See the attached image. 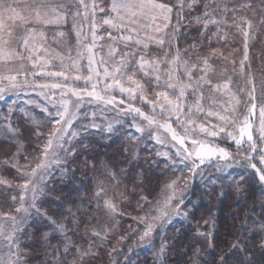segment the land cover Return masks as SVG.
<instances>
[{"label":"snow or ice","instance_id":"snow-or-ice-1","mask_svg":"<svg viewBox=\"0 0 264 264\" xmlns=\"http://www.w3.org/2000/svg\"><path fill=\"white\" fill-rule=\"evenodd\" d=\"M201 2H203L204 11L199 16L191 18L189 22L201 24L204 29L202 35L205 37L206 42H201L199 45H189L183 50V55L195 58V62H191L190 60L182 59V53L179 49L182 35L181 29L187 27L182 21L185 18V10L187 9L189 16H191L192 10L197 9ZM259 3L264 5V0H259ZM20 4H23V7L18 11ZM76 5H79L84 10L85 18L92 17L90 39L82 32L81 25L76 23L77 18L81 16L79 8L75 12L71 11ZM250 7V4L240 3L238 7L231 9L224 7L222 11L226 16L229 12L236 13ZM174 10L176 24L171 25ZM216 11L217 9L213 7L210 0H176L175 4L161 3L159 0H111L107 11L104 7L96 5L95 2L89 8L85 0H72V3H61L57 2V0H0V60H19L21 62L27 60L33 68L38 66L43 68L49 65L61 67L63 70L59 72L41 71L38 75L55 77L64 81L63 83L36 85L29 84L27 79H25L21 83L17 77L22 74L20 69L24 68L23 63L20 64L16 74H5V72L11 73L12 71V69L8 68L7 63L0 69V98H3L8 92L21 87H38L41 89L40 95L44 96L48 105L51 106V110H49L47 105L41 109L46 114V124L44 126L50 125L51 130L47 134L43 145L38 146L40 155L35 158L38 161L35 163V167H32L30 172H20V168L30 167L31 162L29 165H11V167L17 168L20 179L24 181L17 186L19 188L18 197H12L14 203L17 201L20 203V207L16 208L15 212L24 213L25 215L19 221L14 215H0V244H7L8 247L7 253L0 255V264H26L23 259L26 253L21 250L18 239L23 232L21 225L28 215V208L24 205L30 201V207L39 214L40 210L36 208V204L39 198L45 195L48 179L51 178L53 169L60 170L62 175L65 172L73 171L67 165L71 162V159L78 155L77 145L80 141L76 140V137L80 133L73 131L69 135V129L73 126V121L78 119L77 113L85 96L89 98V103L95 100L105 106L124 104V100L118 101L115 96L110 94L111 91H118L121 95L130 97L133 101L139 100L151 106L152 114H145L140 108L135 107L131 103L127 107L120 109V111L125 116L132 115L133 124L131 127L135 128L137 133H143L146 128L155 127L164 129L171 134V142L173 147L176 148L175 159L162 170L161 176H164L168 171H173V174L176 171L182 173L181 166H183V168H188L194 178L196 175L202 174L197 171L201 165L214 162V158L224 162L218 165V169L221 172H225L226 169L231 168L233 163L237 162V157L226 148L220 147L219 144L213 142L223 136L226 141H231L236 146L237 153L243 151L246 155L239 157L241 171L236 175L228 173L226 176L220 177V179L227 180L228 187H235L240 194H244L250 188L258 185L261 195L264 196V104L259 105V135L255 139L253 137V124L249 119L258 107L256 103L257 88L260 90V98L264 99V75L257 81L251 73H245V68L250 67L248 41L252 38V29L254 27L251 20L240 18L239 24L233 25L240 29L244 38V56L240 61V68L241 74L246 76L245 85L249 97L248 103L251 105L248 116L243 121H240L239 117L233 118L235 113L231 108L222 110L226 114L209 111L206 115L208 117L216 116L220 123L209 127H205L203 124L199 125V133L203 134L205 138H193L191 139V148L185 146L189 137L197 135L195 132L197 126L191 119V115L194 114L193 108L197 112L203 111L199 101L195 105L187 106V111H185L184 100L189 94V90H191L192 95L199 94V99H205V89L208 92H220L227 90L231 82V77L227 75V66L224 67L223 71L219 72L213 66L214 60L219 58L227 59L217 49L211 48L212 36H216L217 41L224 37L220 36L219 31L211 33V35L207 31L209 25L219 26L224 23L223 19L213 18ZM261 11L264 12V9H261ZM98 12L104 14L101 17L102 25L108 26L105 29V33L107 39L112 41L107 46L106 56L98 55V51H103L104 47L103 45L98 47V42L105 39V36L98 34L95 20ZM233 19H235V16H233ZM69 20L71 21L72 29L76 31V58L72 59L71 54H69L68 60L70 63H65L64 56L48 48L44 32L38 31V29L46 25L59 26L68 23ZM9 21L12 24H9ZM260 23L264 24V15L261 16ZM244 25L246 27H242ZM170 26L171 34H168L166 30ZM13 27H23L24 36L13 41ZM108 29H115L117 35L113 36ZM149 29H151V34L141 37L140 34L142 32L147 34ZM56 35L63 37L65 33L60 32ZM145 40L154 42L160 48H163L167 43L168 51L164 52V59H146L144 53L148 49V44L144 42ZM13 43L15 47L12 46ZM119 44H124L128 50H118L117 45ZM202 49L210 50L202 51ZM41 50L43 55H38ZM173 50H175V54H173ZM69 53H71V49H69ZM168 57L171 58L168 59ZM85 58L86 65H81L79 61ZM53 59L59 60V65L53 64ZM161 64H166V72L161 70ZM235 65L236 62L233 60V73L236 71ZM72 71L81 74L73 76L70 74ZM84 71H86V75L83 74ZM138 72L143 73V76L147 78L144 83L134 78ZM32 75L35 76L37 73L33 72ZM162 76L164 77L163 79ZM182 77H186L187 83L183 82ZM214 77L223 79L225 83L213 84L212 80ZM101 80L104 81L103 87H100ZM76 81L91 84V90L71 87L70 82ZM125 84L131 86L126 87ZM157 88L165 90L156 91L155 89ZM43 89H48L49 91L44 92ZM169 91L173 93L175 98H170ZM147 92H151L155 99H148ZM72 97L76 99L73 101ZM11 111L12 108L10 107L9 112ZM25 115L28 119H32L28 113H25ZM95 115V113L92 114L93 119ZM137 117H142L147 122L146 125L141 126L134 123ZM84 118H87V114H85ZM170 121H174L181 127L184 135H180L172 127ZM89 128H99V126L95 123L83 125L84 132H88ZM9 130L16 132L15 129H11V125H9ZM101 131L112 133L113 126L109 124L106 129H101ZM42 136L43 134L39 131L35 133V137L38 140ZM132 139H136V137L132 136ZM156 139L159 142V137H156ZM19 147L17 145L18 150L13 153L12 160H16L19 155ZM257 153H259L260 167H257L256 163H252L256 159L255 154ZM158 155L169 157L167 152L158 153ZM169 159L172 158L169 157ZM189 162H191V166H189ZM3 163L7 164L8 161ZM85 163L87 164V161ZM91 167L93 171H97L95 163ZM247 169H251V173ZM101 175L108 180L116 181L111 186L113 189L119 187L121 181L117 177L120 174L105 168ZM141 175L143 174L141 173ZM181 179L182 175L171 179L153 200H149L147 196H140L139 193H135V188L133 189V193L139 197L137 210L144 213L142 216L135 218L138 223L144 225L143 233L139 236L138 241H145L160 228L170 225L174 218L188 215L186 211H182L188 185L185 181L184 187L178 188ZM8 184L7 180L0 178V185ZM9 188H11L10 185ZM108 191L109 188L105 181L98 179L94 192V199L97 205L95 211L98 214L103 213L111 221L118 213L117 206L112 202V199L106 198ZM82 203L91 204L92 198H85ZM261 208L264 209V203L261 204ZM45 215L47 214L45 213ZM73 215L69 210V216L72 217ZM92 218L96 219L97 217L93 216ZM262 218H264V213H262ZM48 219L53 225L54 232H61L66 236L68 230L63 222L57 223L51 217ZM73 223L76 228H79L80 224L78 221L73 220ZM245 226L242 225V227ZM213 228H215V223H213ZM260 230L264 231V225H261ZM47 235L46 233L45 237ZM92 235L101 239V242L103 241L99 231L93 232ZM197 236L204 237L199 243L207 244L209 249L214 251L217 247L212 243L215 237L211 232H198ZM126 238L128 237H122L121 239ZM61 243L64 245L62 250L60 245L53 246L52 255L56 257L57 253H59L61 257L57 259L56 264H85L84 258L94 255L91 252V246L88 249H80L74 244H69L67 239L61 241ZM259 246L264 250V241ZM191 248L194 249L193 256L199 257L200 250L196 248L195 242L191 245ZM73 250H75V255L72 261L66 262L63 257L72 255ZM165 250L166 245L162 243L157 254L161 257L160 264H165L162 259ZM112 251L116 252L118 250L113 248ZM246 252H248V242H242L241 238L237 236L236 240L228 245V250L224 251L222 249L218 257L212 260L211 264H231V261L237 255ZM113 264H121V261L117 259ZM123 264H130L127 257ZM192 264H204V261L194 259ZM239 264H252V262L245 256L239 261Z\"/></svg>","mask_w":264,"mask_h":264},{"label":"rangeland","instance_id":"rangeland-1","mask_svg":"<svg viewBox=\"0 0 264 264\" xmlns=\"http://www.w3.org/2000/svg\"><path fill=\"white\" fill-rule=\"evenodd\" d=\"M57 2L72 3V0H57ZM93 2H95L96 5L104 7L107 11L111 0H85V3L88 4L89 8H91ZM159 2L175 4L176 0H159ZM210 2L213 4V7L217 9L213 18L224 20V23L219 26L209 25L207 30L209 35L219 31L220 36L224 37L217 41V37L212 36L211 48L217 49L219 53L223 54V57H227V59L219 58L214 60L213 66L218 72L223 71L224 67L227 66V75L231 77V82L229 83L227 90L220 92H208L205 89V99H199V94L192 95L191 90H189V94L184 100L186 105L185 111H187V106L195 105L197 101H199V104L203 107V111L200 112H197L195 108H193L194 114L191 115V119L197 126L195 129L197 135L189 137V140L185 145L189 148H191V139L205 138L203 134L199 133V125L203 124L205 127H209L220 123L216 116L208 117L206 115L209 111L226 114L222 110L231 108L235 113L233 118L239 117L240 121H243V119L248 116L251 105L248 103L249 97L245 85L246 76L241 74L240 68V61L244 56V38L240 29L233 26L234 24H239L240 18L251 20L254 25L252 29V38L248 41L250 67L245 68V73H251L255 76L257 81H259L260 77L264 75V24L260 23L261 16L264 15V12L261 11V9H264V5H261L259 0H210ZM240 3L250 4L251 7L242 9L236 13L229 12L225 16L222 11L224 7L231 9L233 7H238ZM22 7L23 4H20L18 11ZM78 8L81 12V16L77 18L76 23L81 25L82 32L90 39L92 17L85 18L84 10L80 8L79 5L73 7L71 11L75 12ZM203 11V2H201L197 9L192 10L191 16H189L187 9L184 12L185 18L182 23L187 25V27L181 29L182 35L180 37L181 42L179 43V49L181 50L183 60L195 62L194 57L183 55V50L189 45H199L201 42H206L205 37L202 35L204 29L201 27V24L189 22L191 18L199 16ZM103 15V13L98 12L95 16L98 34L105 36L104 40L98 42V47L99 45L104 46L103 51H98L99 56H106L108 50L107 46L112 43L111 40L107 39L105 33V29H107L108 26L102 25L101 17ZM233 16H235V19H233ZM8 23L12 24L11 21ZM175 24L176 14L174 10L171 25ZM242 27H246V25ZM108 30L112 32L113 36L117 35L115 29ZM38 31L44 32L47 38L48 48L53 52L64 56L65 63H70L68 60L69 54H71L72 59L76 58V31L75 29H72L70 20L68 23L59 26L46 25L38 29ZM166 31L168 34H171V26ZM60 32L65 33V35L63 37L57 36L56 34ZM24 34L23 27H13V41L22 38ZM150 34L151 29H149L147 34L142 32L140 35L141 37H144L145 35ZM144 42L148 44V49L144 53L146 59H164V52L168 51L167 43L163 48H160L152 41L145 40ZM12 46L15 47V44L13 43ZM117 48L118 50H128L125 48L124 44L117 45ZM69 49H71V53H69ZM209 50L210 49H202V51ZM173 54H175V50H173ZM38 55H43V51L41 50ZM170 58L171 57H168V59ZM233 60L236 62L235 73L232 72ZM5 63H7L8 68L12 69L11 73L5 72V74H16V71L20 68V64H24V68L20 69L22 74L17 77L21 83H23L25 79H27L29 84L36 85L64 82L62 79L55 77L38 75L41 71L59 72L63 70L61 67H53L49 65L43 68L39 66L33 68L31 63L27 60L23 62L19 60H0V69H2ZM52 63L59 65L60 62L57 59H53ZM79 63L81 65H86V58L80 60ZM160 68L163 72L167 71L166 64H161ZM33 72L37 73V75H32ZM70 74L75 76L80 75L81 73L72 71ZM83 74L86 75V71H84ZM134 78L140 80L141 83H144L147 79L143 76V73L140 72H138ZM163 78L164 77L162 76V79ZM181 79L184 83H187L186 77H182ZM212 82L213 84L225 83L223 79L216 77L213 78ZM103 84L104 81L101 80L100 87H103ZM70 86L77 89L87 88L88 90H91V84H86L83 81L70 82ZM125 86L129 87L131 85L125 84ZM155 90L162 91L165 89L157 88ZM43 91L48 92L49 90L43 89ZM40 92L41 89L38 87H21L8 92L3 98H0V178L9 182L8 185H0V215H14L18 221L21 220L25 214L15 212V209L20 207V203L18 201L14 203L12 197H18L19 188L17 186L24 181L20 179L17 168L11 167V165H29L31 162L30 167L20 168V172H30L31 168L35 167V163L38 162L35 160V158L40 155L38 146L43 145L47 134L51 130L50 125L47 127L44 126L46 124V114L41 110L45 105L51 110V106L48 105L44 96L40 95ZM110 94L115 96L118 101L124 100V104L105 106L101 102L95 100L89 103V98L86 96L83 98L80 110L77 113L78 119L73 121V126L69 129V135L73 131L80 133V135L76 137V140L80 141L77 145L78 155L71 159V162L67 165L73 171L65 172L62 175L60 170L53 169L51 178H46L48 179V184L45 189V195L41 196L36 204V208L40 210L39 214L30 207V201L26 202L24 205L28 208V215L24 220V223L21 225L23 232L18 239L21 250L26 253L25 257H23L26 264H29L30 254L37 251L36 247L32 248L29 245L30 242H33L32 239L34 237L42 241L40 246L41 248L44 247L42 250L45 253H48V257H50L53 252V250L47 249L49 246L60 245V249L62 250L64 245L61 241L67 239L69 244H74L80 249H88L89 246H91V252L94 255L91 257H85V264H113L116 256L122 250L126 251V257L130 264H160L161 257L157 254L160 250L161 244L163 243L166 245V250L162 257L163 259L164 256L171 252L175 245L173 243L175 237L177 236L178 238L180 236L179 234L188 227V218L198 209L201 201H206L207 197L205 199L200 197L187 199L186 195L182 211H186L188 215L186 217L182 215L178 218H174L170 225H165L163 228L154 232L151 237L141 242L138 241V238L143 233L144 225L138 223L135 218L142 216L144 213L137 210V200L139 197L133 193L134 188L135 193H139L140 196H147L149 200H153V198L160 193V190L166 183H169L171 179H175L177 176L182 175L178 188H183L186 181L188 185L187 194L190 187L193 185L192 182L195 181L197 183V188L204 190L207 193H212L213 190H216L219 197L227 190L235 191V196L241 195L237 192L235 187H228L227 180L220 179V177L226 176L228 173L236 175L242 170L239 157L246 155V153L243 151L237 153L236 146L231 141H226L223 136L213 141L214 143L219 144L220 147L226 148L237 157V162L233 163L231 168L226 169L225 172H221L218 169V165L223 164L224 162L215 160L214 158V162L201 165L197 171L202 174L196 175L194 178L188 171V168H183V166H181L182 173L176 171L175 174H173V171H168L164 176H161L160 173L162 170H164L172 160L175 159L176 148L173 147V143L171 142V134L167 133L164 129H157L155 127L151 129L146 128L143 133H137L135 128L131 127L133 124L132 115L125 116L120 109L127 107V105L131 103L135 107L140 108L145 114H152L151 106L144 104L139 100L133 101L130 97L121 95L118 91H111ZM146 95L148 99H155V96L152 95L151 92H147ZM169 95L170 98H175L171 91H169ZM256 95V103L258 107L249 118L250 122L253 124L254 139L259 135V105L264 104V99L260 98L259 88H257ZM71 99L74 101L76 98L72 97ZM10 107L12 108L11 112H9ZM25 113H28L32 119H28ZM93 113L96 114L94 119L92 116ZM85 114H87L86 119L84 118ZM170 122L172 123V127L175 128L180 135H184V131L181 127H179L174 121ZM92 123L98 125L99 128H89L88 132H84L83 125H90ZM134 123L145 126L147 122L144 121L142 117H137ZM109 124L113 126V132H102L101 129H106ZM9 125H11V129H15L16 132L9 130ZM37 131L43 134L39 140L35 137ZM17 133L19 134L17 135ZM132 136H135L136 139H132ZM156 137H159V142ZM115 142L118 143L117 147H114L110 152L106 150V148ZM17 145L20 146L19 155L16 160H12L11 157L13 153H16L18 150ZM100 151L105 152L106 159H103L99 164L97 153ZM165 152H167L172 159L158 155V153ZM255 155L256 159H254L252 163H256L257 167H260L259 153ZM5 161H8V163H3ZM85 161H87V164ZM93 163L96 164L97 171L92 170L91 165ZM189 166H191V162H189ZM105 168L112 170L114 173L120 174L117 177V179L121 181L118 188L113 189L111 187L116 181L108 180L101 175ZM247 171L251 173L252 170L250 171V169H247ZM94 172H97L92 180L95 190L97 180H104L109 188L108 196L106 198L112 199V202L117 206L118 214L113 220L109 221L103 213L98 214L95 211L96 208L92 207V212H89L90 216L87 221L88 225H86L87 231L81 229V232L73 234H70L67 231L66 236L61 232H54L53 228L49 225V212H51L56 206V203L61 200V191L64 189L67 182L72 180L71 177L74 179L75 177H78V180H84V178L91 177ZM141 173L143 175H141ZM9 185L11 188H9ZM262 203H264V197L261 200L258 209L261 218L257 217L253 220H248L249 222L246 225L249 234L251 235V239L256 236L254 248L257 247V250L260 249V243L264 241V231L260 230L261 225H264V218H262L264 209L261 208ZM45 213L47 215H45ZM204 215L208 214L206 213ZM93 216L97 218L93 219ZM209 217L210 218L204 216L197 224H195V226L192 227L193 230L190 231V235L187 234L190 242H195L197 245L196 248L200 250L199 257L193 256L188 264H192L194 259L202 260L205 256V251L208 248V245L199 243L204 237H198L197 233L211 232L214 222L212 216L209 215ZM66 228L69 230L70 225L69 228L67 226ZM256 230H260V233H256ZM96 231L100 232V236L103 238L102 242L101 239L92 235V233ZM46 233L48 234L47 237H45ZM122 237L128 238L121 239ZM244 240H247V238H244ZM1 247L4 252L7 253V244H1ZM157 247H159V249L154 251ZM113 248L118 251L113 252ZM129 249H131V251H129ZM109 253H111V255H109ZM245 256H252V253H250V251L246 252L243 257ZM125 258H122L121 264H123Z\"/></svg>","mask_w":264,"mask_h":264},{"label":"trees","instance_id":"trees-1","mask_svg":"<svg viewBox=\"0 0 264 264\" xmlns=\"http://www.w3.org/2000/svg\"><path fill=\"white\" fill-rule=\"evenodd\" d=\"M118 143L110 145L106 150L109 152L113 150L114 147H117ZM104 154V155H103ZM99 164L103 159H106V154L103 151L97 153ZM251 171V169H250ZM97 172H94L91 177L84 178V180H78V177H71L72 180L67 182L64 189L61 191L62 198L56 203L54 209L49 212L52 220H55L57 223L63 222L68 228L70 234L81 232L80 230H86V225H88V217L90 216L89 212L92 207L97 208L94 199L95 188L93 185V177H95ZM190 187L187 199L189 198H206V201H201V204L198 206V209L191 214L188 218V227L186 230L182 231L179 234L178 238L175 237L171 252L164 256L163 260L165 264H188L193 257L194 249L191 248L193 243L190 242L188 235L190 231L193 230L192 227L195 226L204 216H212L213 222L215 223V228L212 227L211 233L214 235L215 239L212 241L217 247L213 249L207 248L205 251V256L202 258L204 264H211L212 260L216 259L220 254L221 250H228V245L233 243L237 236L241 238V241L248 242V252L252 253V256L248 258L251 260L252 264H264V250L261 248H254V241L256 236L251 239L247 226L242 227V225H247L248 220H253L254 218L260 217L259 215V204L264 196L261 195L259 186L256 185L254 188H250L248 192L235 196V191L227 190L222 196L219 197L216 190H213L212 193H207L204 190L197 188V183L192 182ZM85 198H92V203H82ZM79 209V211H78ZM69 210L74 214L72 217L69 216ZM48 212V210H47ZM92 212V211H91ZM87 213V214H85ZM208 215H204V214ZM73 220L79 222V228H76ZM49 225L53 228L49 220ZM74 229V231H73ZM256 233H260V230H256ZM85 232V231H82ZM229 233H231L229 235ZM247 238V240H244ZM33 242H30V247L37 248V251L30 254L29 264H56L57 259H60L59 253L54 257L51 255L48 257V253H45L40 246V241L34 237ZM205 245V244H204ZM207 245V244H206ZM197 246V245H196ZM47 249L53 250V246H49ZM157 247L154 251H157ZM39 250V251H38ZM257 250V251H255ZM75 251L73 250L72 255L63 257L66 262H70L73 259ZM5 254L3 248L0 244V255ZM243 254L237 255L232 261L231 264H239V261L242 260ZM126 257V251L122 250L118 253L115 260H120L122 263V258ZM206 257V259H204Z\"/></svg>","mask_w":264,"mask_h":264}]
</instances>
